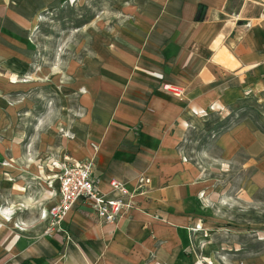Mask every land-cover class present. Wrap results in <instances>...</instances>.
<instances>
[{
    "label": "crops",
    "instance_id": "1",
    "mask_svg": "<svg viewBox=\"0 0 264 264\" xmlns=\"http://www.w3.org/2000/svg\"><path fill=\"white\" fill-rule=\"evenodd\" d=\"M128 1L122 26L106 34L111 48L98 46L109 61L96 84L104 98L85 106L69 160H92L108 196L112 179L130 191L139 176L150 185L113 224L78 200L52 227L20 185L10 184V164L0 155V264H174L176 250L186 264L181 251L196 254L199 243L211 250L216 231H225L216 211L228 200L232 168L239 170L240 203L250 189L256 207H264V0ZM56 2L0 0V68L9 65V34L17 38L19 26ZM164 85L184 96L174 98ZM237 110L255 117L233 121ZM190 131L214 139L223 186L200 166L206 158L195 163L183 154ZM224 256V264H264V252Z\"/></svg>",
    "mask_w": 264,
    "mask_h": 264
},
{
    "label": "rangeland",
    "instance_id": "2",
    "mask_svg": "<svg viewBox=\"0 0 264 264\" xmlns=\"http://www.w3.org/2000/svg\"><path fill=\"white\" fill-rule=\"evenodd\" d=\"M128 5V0H57L40 9L30 24L19 26L17 38L9 34L8 56L3 61L9 65L0 68V155L10 164V184L20 185L29 197L26 200H32L30 208L46 221L58 184V165L70 159V142L85 106L104 98L96 84L102 81V69L109 61L99 47L111 48L109 36L122 26V12ZM232 114L233 121L246 115L255 117L252 111ZM222 127L221 123L216 132ZM213 140L207 133L190 131L183 154L195 163L201 161L198 155L206 158L207 164L200 166L216 174V184L223 186L224 178L218 175L223 169L218 164L220 153ZM240 158L238 155L237 160ZM230 172L228 200L216 211L215 222L225 231H216L212 237L216 249L208 250L199 243L196 254L181 251L180 260L186 264H224V254L234 259L264 252V207H256L250 189L248 202L240 203L239 170L232 168ZM211 254L208 262L206 256ZM179 257L176 250L174 264H179Z\"/></svg>",
    "mask_w": 264,
    "mask_h": 264
},
{
    "label": "built area",
    "instance_id": "3",
    "mask_svg": "<svg viewBox=\"0 0 264 264\" xmlns=\"http://www.w3.org/2000/svg\"><path fill=\"white\" fill-rule=\"evenodd\" d=\"M163 89L174 98L184 96V90L177 86L164 85ZM58 170L57 202L45 214L52 227L58 226L78 200H82L98 220L113 224L134 208L133 198L143 194L150 185L148 178L139 176L134 190L130 191L123 182L112 179L108 183V196L99 190L92 160H65L58 165Z\"/></svg>",
    "mask_w": 264,
    "mask_h": 264
},
{
    "label": "trees",
    "instance_id": "4",
    "mask_svg": "<svg viewBox=\"0 0 264 264\" xmlns=\"http://www.w3.org/2000/svg\"><path fill=\"white\" fill-rule=\"evenodd\" d=\"M201 18H202V16H199V17H198V20H201Z\"/></svg>",
    "mask_w": 264,
    "mask_h": 264
}]
</instances>
